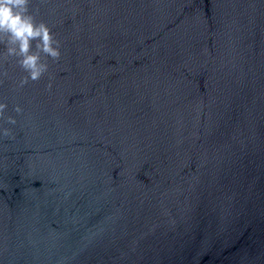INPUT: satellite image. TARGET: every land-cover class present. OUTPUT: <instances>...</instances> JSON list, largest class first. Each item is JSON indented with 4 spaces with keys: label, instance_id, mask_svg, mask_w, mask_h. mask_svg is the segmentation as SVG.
<instances>
[{
    "label": "water",
    "instance_id": "water-1",
    "mask_svg": "<svg viewBox=\"0 0 264 264\" xmlns=\"http://www.w3.org/2000/svg\"><path fill=\"white\" fill-rule=\"evenodd\" d=\"M28 7L60 55L0 42V264H264V0Z\"/></svg>",
    "mask_w": 264,
    "mask_h": 264
},
{
    "label": "clouds",
    "instance_id": "clouds-1",
    "mask_svg": "<svg viewBox=\"0 0 264 264\" xmlns=\"http://www.w3.org/2000/svg\"><path fill=\"white\" fill-rule=\"evenodd\" d=\"M30 0H0V42H6V53L19 57V62L31 70V77L38 78L46 65L39 63L40 57L31 52V40L40 37L42 50L52 57H58L60 50L55 43L51 30L44 22L37 23L29 11ZM6 107L0 104V114ZM17 111H21L18 107ZM15 123L13 119L11 121Z\"/></svg>",
    "mask_w": 264,
    "mask_h": 264
}]
</instances>
